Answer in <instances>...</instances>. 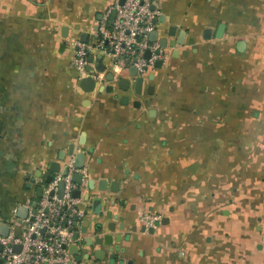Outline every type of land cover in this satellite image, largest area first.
<instances>
[{"label":"crops","instance_id":"0c3cea01","mask_svg":"<svg viewBox=\"0 0 264 264\" xmlns=\"http://www.w3.org/2000/svg\"><path fill=\"white\" fill-rule=\"evenodd\" d=\"M153 1L175 44L136 92L131 66L91 55L105 69L85 91L72 64L111 0H0V225L30 213L73 144L85 215L72 235L116 245L72 238L76 264H264V0ZM142 213L160 220L145 228Z\"/></svg>","mask_w":264,"mask_h":264},{"label":"built area","instance_id":"2783aa9c","mask_svg":"<svg viewBox=\"0 0 264 264\" xmlns=\"http://www.w3.org/2000/svg\"><path fill=\"white\" fill-rule=\"evenodd\" d=\"M159 14L153 0H111L99 22L97 39L92 43L76 42L73 66L83 77L98 78L89 57L99 54L111 58L121 69L133 67L135 76L154 69L156 61L165 60L158 44L149 39ZM75 174L85 176L70 156L62 170L42 185L34 212L8 223L7 234H0V264H76L65 249L72 241L74 220L85 215L73 195L79 186L73 181ZM60 183L63 189L59 196ZM139 220L145 228L155 227L160 216L142 213Z\"/></svg>","mask_w":264,"mask_h":264},{"label":"water","instance_id":"95a60500","mask_svg":"<svg viewBox=\"0 0 264 264\" xmlns=\"http://www.w3.org/2000/svg\"><path fill=\"white\" fill-rule=\"evenodd\" d=\"M156 20H154L155 24H156ZM174 27H168V35L172 34L170 33L172 30H173ZM221 27L218 28V32L220 31ZM182 36V34H181ZM180 36V37H181ZM150 37V40L153 41V42H157L158 43V47L161 49V48H164L167 46V44L169 46H174L175 42H170L168 43L167 39L166 38H158V31L156 30V28L150 33L149 35ZM180 37L179 39L176 41V43H181V40H180ZM149 56V52H146L145 53V57H148ZM98 59L101 60V57L98 56L97 57ZM89 61H92V57H89ZM161 63L160 60L156 61L155 63V66H159ZM105 69V65L103 63H98L96 66H95V71L100 73V72H103ZM132 70H129V73L131 76H135V69L132 67L131 68ZM114 79V75L113 73H111V71H106L105 73V76H104V80L105 81H112ZM98 78L97 77H92V76H85V77H82L80 79V84L82 86V88L85 90V91H92L96 86L97 83H98ZM133 83H134V90L136 92H138V89L140 88L141 84H142V81H143V78L142 76H135L134 79H133ZM118 87L120 89H122L123 91H126L128 90L129 86H130V80L129 79H119L118 82ZM104 87L103 86H99L98 89L99 90H102ZM109 89L111 90L112 87H109ZM82 137V135H81ZM79 143H82V141L80 140ZM74 152V145L73 144H70L69 147H68V150H67V153L68 155H73L74 154V165L77 167V168H81L83 166V162H84V154L82 152H76V153H73ZM64 158V152H61L59 154V157L58 159L59 160H62ZM50 168V171L51 172H56L58 171V168H59V165L57 162H52L49 166ZM52 178V175L49 174L47 177H46V181H50ZM82 180V176L80 174H75L73 175V181L76 182V183H80V181ZM62 189H63V184L60 183L59 185V189H58V194L59 196L62 194ZM99 190L103 191V188H102V184L99 185ZM37 196H41L42 195V188H38L37 189ZM79 193V190L75 189L73 191V195L76 196L78 195ZM100 199H97L95 200V202H98ZM35 203H33V207H35ZM18 211H23V214H17L16 217L20 218V219H23L26 217L27 215V210L24 209L22 206L18 207ZM31 213L34 212V208L30 211ZM98 211H96L95 213H97ZM87 222V225H88V220H86ZM110 228V227H109ZM94 229L98 230L99 229V225L96 224L94 225ZM149 233L152 232V229H148ZM8 232V224H2L0 225V234L1 235H6ZM84 232H86V229L83 231V234ZM78 233L74 232L73 235H72V238L75 242H80L82 244H84V246L86 247H90L92 245H98V246H101V244H104V246H107L106 250L109 251V252H112L113 249H114V245L113 242H112V237L111 236H103L102 238H98L96 237L95 239H88V238H78ZM120 238L116 237L115 240L116 241H119ZM98 254H104V250H97L95 251V258L97 257V259H100V257H98L97 255ZM89 256V255H87ZM110 261L113 262L114 261V254H112L110 256Z\"/></svg>","mask_w":264,"mask_h":264}]
</instances>
